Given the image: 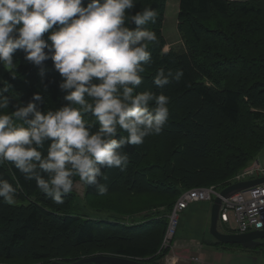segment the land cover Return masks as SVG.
I'll use <instances>...</instances> for the list:
<instances>
[{
	"label": "trees",
	"instance_id": "16d2710c",
	"mask_svg": "<svg viewBox=\"0 0 264 264\" xmlns=\"http://www.w3.org/2000/svg\"><path fill=\"white\" fill-rule=\"evenodd\" d=\"M167 1L137 0L136 6L157 12L156 22L148 25L157 34L149 45L152 63L138 90L171 97L163 133L129 145L125 171L104 170L107 195L85 185L83 201L73 189L63 205L5 162L0 174L17 187V197L12 205L0 199V264L73 262L99 253L161 264L168 215L178 197L195 187L222 190L264 153V0H179L177 26L184 45L165 51ZM24 55L15 53L12 73L0 70L11 84L13 103H26L37 91L44 109L66 103L53 62H45L42 78ZM160 67L182 68L184 77L158 89L153 78Z\"/></svg>",
	"mask_w": 264,
	"mask_h": 264
},
{
	"label": "clouds",
	"instance_id": "9594fccd",
	"mask_svg": "<svg viewBox=\"0 0 264 264\" xmlns=\"http://www.w3.org/2000/svg\"><path fill=\"white\" fill-rule=\"evenodd\" d=\"M136 6L137 0H0V65L12 73L22 50L43 78L51 60L66 102L44 109L37 91L13 103L11 84L0 78V167L10 163L57 205L73 192L75 177L107 195L104 170L125 171L127 147L161 135L169 121L171 97L138 90L152 63L157 34L148 25L157 12ZM183 77L182 68L160 67L153 84L163 89ZM16 197L17 187L0 174V199L12 205Z\"/></svg>",
	"mask_w": 264,
	"mask_h": 264
},
{
	"label": "rangeland",
	"instance_id": "374dc122",
	"mask_svg": "<svg viewBox=\"0 0 264 264\" xmlns=\"http://www.w3.org/2000/svg\"><path fill=\"white\" fill-rule=\"evenodd\" d=\"M179 0H168L166 6V13L163 25V32L167 44L164 47L165 51L173 49H180L184 45L182 35L178 28V11ZM6 71L4 67L0 70ZM1 78V76H0ZM264 151V150H263ZM74 190L77 194L78 201L85 199V184L77 181L74 184ZM97 215V214H93ZM230 221L221 225V230L226 232H235L238 229V223L234 212L230 211ZM211 203L209 201H199L191 203V205L180 214L179 227L175 241L185 242L190 241L188 247L194 246L199 249L200 253L205 255L203 262L192 261L191 257L198 256L199 250L191 252L187 248L178 252L182 257L177 258L176 264H264V238L260 245L255 247H244L242 245H214L216 238L210 233L211 222ZM128 217V216H125ZM186 239V240H184ZM193 240L194 244L192 243ZM179 247V246H178ZM199 247V248H198ZM162 248V246H161ZM165 250V249H164ZM165 255L159 261L161 264L165 263V257L169 254L170 249H166ZM219 252L224 254L217 255ZM178 253V254H179ZM200 257H202L200 255ZM235 262V263H234Z\"/></svg>",
	"mask_w": 264,
	"mask_h": 264
},
{
	"label": "built area",
	"instance_id": "2783aa9c",
	"mask_svg": "<svg viewBox=\"0 0 264 264\" xmlns=\"http://www.w3.org/2000/svg\"><path fill=\"white\" fill-rule=\"evenodd\" d=\"M234 175L231 180L232 183L263 177L264 153ZM220 192L221 190L215 186L195 187L184 191L178 197L168 215L169 223L161 248V250L170 249L169 254L165 257L166 264H176L177 258L182 257L177 250L178 245L175 241L180 214L194 202L209 201L212 204ZM230 211L234 212L238 223V229L235 232L245 233L264 229V182L247 187L228 198H223L219 218L220 225L230 221ZM191 259L192 261L203 262L200 255L191 257Z\"/></svg>",
	"mask_w": 264,
	"mask_h": 264
},
{
	"label": "water",
	"instance_id": "95a60500",
	"mask_svg": "<svg viewBox=\"0 0 264 264\" xmlns=\"http://www.w3.org/2000/svg\"><path fill=\"white\" fill-rule=\"evenodd\" d=\"M264 182V176L260 178H255L246 181H240L236 183H231L227 187L223 188L220 195L214 199L211 204V222H210V233L218 240L224 244H240L244 247H255L261 244L264 238V229L253 230L245 233L238 232H226L221 230L219 223L220 210L223 202V198H228L233 194ZM48 264H150L144 261H138V259L122 256L113 255L107 253H99L87 257H82L73 262H65L54 260Z\"/></svg>",
	"mask_w": 264,
	"mask_h": 264
},
{
	"label": "crops",
	"instance_id": "0c3cea01",
	"mask_svg": "<svg viewBox=\"0 0 264 264\" xmlns=\"http://www.w3.org/2000/svg\"><path fill=\"white\" fill-rule=\"evenodd\" d=\"M0 76H1V74H0ZM184 240H186V239H184ZM192 241V243L194 242L193 240H191ZM190 243V241L188 240V241H185V242H181V241H179L178 242V249L180 248H182L180 251H183V250H185L184 248H187L189 251H191V252H194V251H196L197 252V250H199V253L198 254H200L201 256H202V259L204 260L205 259V255H203L202 253H200V248L199 249H195L194 248V246H191V247H188L187 245ZM194 244V243H193ZM179 251V252H180ZM220 254H224L223 252H219L217 255H220ZM235 263V262H234ZM205 264H208V263H205ZM212 264V263H211ZM237 264H239L238 262H237Z\"/></svg>",
	"mask_w": 264,
	"mask_h": 264
}]
</instances>
